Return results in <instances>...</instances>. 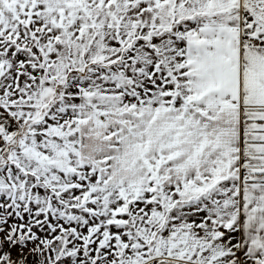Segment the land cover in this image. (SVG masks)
Listing matches in <instances>:
<instances>
[{"label":"snow or ice","instance_id":"6c2138e0","mask_svg":"<svg viewBox=\"0 0 264 264\" xmlns=\"http://www.w3.org/2000/svg\"><path fill=\"white\" fill-rule=\"evenodd\" d=\"M0 264H264V0H0Z\"/></svg>","mask_w":264,"mask_h":264}]
</instances>
